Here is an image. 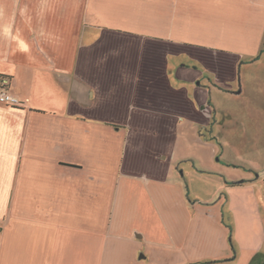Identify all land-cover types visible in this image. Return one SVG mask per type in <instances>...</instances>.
Segmentation results:
<instances>
[{
    "label": "crops",
    "instance_id": "0c3cea01",
    "mask_svg": "<svg viewBox=\"0 0 264 264\" xmlns=\"http://www.w3.org/2000/svg\"><path fill=\"white\" fill-rule=\"evenodd\" d=\"M263 58L264 0H0V78L20 100L0 102V264L235 258L228 224L249 206L264 220V194L218 192L256 186L264 141L228 149L225 182L191 207L177 148L210 168L226 143L212 88L259 84Z\"/></svg>",
    "mask_w": 264,
    "mask_h": 264
},
{
    "label": "rangeland",
    "instance_id": "374dc122",
    "mask_svg": "<svg viewBox=\"0 0 264 264\" xmlns=\"http://www.w3.org/2000/svg\"><path fill=\"white\" fill-rule=\"evenodd\" d=\"M243 60L245 59L240 58L236 63L235 77L238 76V80L240 78V65L238 66V64ZM262 61H264V58ZM227 73L232 74L233 72ZM244 80L246 86L239 93L235 92L240 89L237 84V78L235 81L229 83L231 86L236 85V87L233 86L230 90H227V92L212 88V96L214 102L218 106V110L216 109L217 114L214 119L216 118V120L219 121V123L215 122L212 131L214 135L221 132L223 135L221 142L226 143L221 147L220 144H217L219 142L213 139L217 148L214 155L212 153V146L209 143L210 148L207 147V150L203 153V157L210 164V168H206L200 163L199 158L195 155L199 153L197 150L187 151V147L184 146H178L177 148V154L181 156L177 160V173L184 181L185 197L191 204L190 207L192 205L202 206L203 203L201 202L205 203V200L217 187V184L225 182L220 175L216 174L219 172L215 171L222 169L221 163L224 159L227 160L228 149L232 147H235V149L240 148L241 150L248 149V147H252L254 143L252 137L256 138L255 144L257 146L264 141V116L260 117V119L255 118V116L254 118H247L244 113L257 115V113H253L255 109L248 108L247 111L241 109L245 103H249L247 101L248 98L245 100L246 97H255L257 94H264V81H260L258 84L257 80ZM202 82L205 81L203 80ZM202 85L201 87H203ZM253 86L256 88H252ZM201 96L204 98L208 97L209 94L204 91ZM222 99L224 100L222 101ZM223 116H225L224 120ZM204 134L206 135L208 133L204 132ZM223 148L224 152H222ZM206 152H208L207 157ZM190 154L192 155L189 157L188 155ZM249 158L257 162L259 170L263 172L260 177L256 179V186L243 189L234 188L230 191L221 189L218 194H264V153L260 151L257 155H252ZM193 161L195 163H193ZM254 174H257V172ZM228 225L231 227V237L234 241V232L236 234L237 244L233 243L234 254L236 255L235 258H237L238 253L241 252H244V257L253 256V258L257 257L259 259L260 254L264 256V240L263 243L260 241L264 237V220L261 219V214L257 215L251 206H249L247 213L237 212L235 219H231ZM201 255L202 254L194 256L187 260V263L184 262L182 264H238L237 261H234L235 258L222 260L223 258L221 257L212 258ZM141 258H143V256H141ZM194 259L195 261H193Z\"/></svg>",
    "mask_w": 264,
    "mask_h": 264
},
{
    "label": "built area",
    "instance_id": "2783aa9c",
    "mask_svg": "<svg viewBox=\"0 0 264 264\" xmlns=\"http://www.w3.org/2000/svg\"><path fill=\"white\" fill-rule=\"evenodd\" d=\"M9 85V79L6 77L0 78V102L5 103L11 106H18L20 104V100L14 96L13 94L7 91V87Z\"/></svg>",
    "mask_w": 264,
    "mask_h": 264
},
{
    "label": "trees",
    "instance_id": "16d2710c",
    "mask_svg": "<svg viewBox=\"0 0 264 264\" xmlns=\"http://www.w3.org/2000/svg\"><path fill=\"white\" fill-rule=\"evenodd\" d=\"M232 183L237 184L238 182H232ZM228 229H229L228 240H229L230 246H231V248H232V250H233V253H235V251H234V246H233V240H232V237H231V227H230V225H228ZM232 257H233V256H232ZM232 257H231V258H232ZM227 259H230V258H224V259H222V260H227ZM253 259H255V258H253ZM253 259H252V263H253ZM222 260H220V261H222Z\"/></svg>",
    "mask_w": 264,
    "mask_h": 264
}]
</instances>
